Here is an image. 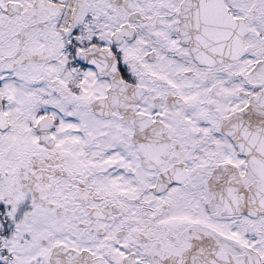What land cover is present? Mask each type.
Wrapping results in <instances>:
<instances>
[{
	"label": "snow or ice",
	"instance_id": "snow-or-ice-1",
	"mask_svg": "<svg viewBox=\"0 0 264 264\" xmlns=\"http://www.w3.org/2000/svg\"><path fill=\"white\" fill-rule=\"evenodd\" d=\"M0 264H264V0H0Z\"/></svg>",
	"mask_w": 264,
	"mask_h": 264
}]
</instances>
